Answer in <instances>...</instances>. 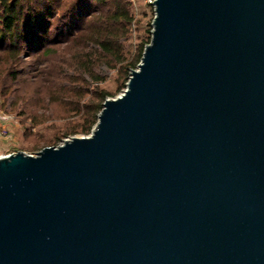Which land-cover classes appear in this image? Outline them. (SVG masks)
I'll return each mask as SVG.
<instances>
[{"label": "water", "instance_id": "water-1", "mask_svg": "<svg viewBox=\"0 0 264 264\" xmlns=\"http://www.w3.org/2000/svg\"><path fill=\"white\" fill-rule=\"evenodd\" d=\"M86 137L0 156V264H264V0H155Z\"/></svg>", "mask_w": 264, "mask_h": 264}, {"label": "trees", "instance_id": "trees-1", "mask_svg": "<svg viewBox=\"0 0 264 264\" xmlns=\"http://www.w3.org/2000/svg\"><path fill=\"white\" fill-rule=\"evenodd\" d=\"M132 8L127 0H0V84L17 82L31 59L27 66L48 101L73 104L79 118L69 134L88 136L102 103L113 97L98 88L105 80L99 70L118 66L127 80L150 43L139 39L134 51L125 49L132 26L141 25Z\"/></svg>", "mask_w": 264, "mask_h": 264}, {"label": "rangeland", "instance_id": "rangeland-1", "mask_svg": "<svg viewBox=\"0 0 264 264\" xmlns=\"http://www.w3.org/2000/svg\"><path fill=\"white\" fill-rule=\"evenodd\" d=\"M132 13L135 20L140 19L141 28L139 25L132 26L128 39L124 41L125 49L130 52L134 51L139 39L145 44L149 37L151 39V24L154 18L153 8L143 0H136ZM30 60L25 58V64L19 68L21 74L17 82L0 84L2 110L10 118L5 126L10 132V138L0 139V156L16 151L34 154L50 143L57 146L72 137H86L81 134H69L70 125L76 124L79 118L72 112L73 104L48 101L43 85L38 79L32 78L35 73L27 66ZM117 68L99 70V75L105 80L98 85V88L113 96L107 97L108 99L120 96L126 89L129 75L127 80L119 78ZM85 101L86 98L81 104ZM34 122L38 124H33ZM35 146L37 147L34 148Z\"/></svg>", "mask_w": 264, "mask_h": 264}, {"label": "built area", "instance_id": "built-area-1", "mask_svg": "<svg viewBox=\"0 0 264 264\" xmlns=\"http://www.w3.org/2000/svg\"><path fill=\"white\" fill-rule=\"evenodd\" d=\"M132 3V5H135L136 0H127ZM146 4L151 6L154 9L153 2L155 0H143ZM9 116L5 114V112L2 110V101L0 99V139H8L10 138V132L6 126L7 123H9Z\"/></svg>", "mask_w": 264, "mask_h": 264}]
</instances>
